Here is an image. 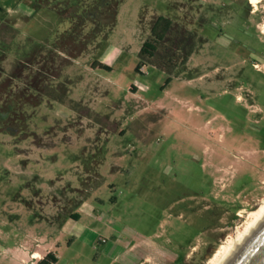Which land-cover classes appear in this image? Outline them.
<instances>
[{
    "label": "rangeland",
    "instance_id": "374dc122",
    "mask_svg": "<svg viewBox=\"0 0 264 264\" xmlns=\"http://www.w3.org/2000/svg\"><path fill=\"white\" fill-rule=\"evenodd\" d=\"M250 5L0 0V264L53 240L57 264H206L244 228L264 200ZM161 15L173 30L140 58Z\"/></svg>",
    "mask_w": 264,
    "mask_h": 264
},
{
    "label": "bare ground",
    "instance_id": "6f19581e",
    "mask_svg": "<svg viewBox=\"0 0 264 264\" xmlns=\"http://www.w3.org/2000/svg\"><path fill=\"white\" fill-rule=\"evenodd\" d=\"M251 2L257 5L261 0H251ZM263 226L264 200L256 209L249 212L244 228L238 231L235 236L230 235L231 237L226 240V243L221 244L206 264H230Z\"/></svg>",
    "mask_w": 264,
    "mask_h": 264
},
{
    "label": "trees",
    "instance_id": "16d2710c",
    "mask_svg": "<svg viewBox=\"0 0 264 264\" xmlns=\"http://www.w3.org/2000/svg\"><path fill=\"white\" fill-rule=\"evenodd\" d=\"M172 28H173L172 19L165 17V16H162V15L159 16L156 19V21L152 27V33L154 34L155 40L154 41L146 40L143 43L141 50L139 52L140 58H143L144 56H148L150 58L154 57L156 55L157 50H158V47H157L158 41L160 42V41L164 40L166 38V36L168 35V33H170L173 30ZM186 38L187 37H185V39ZM177 40H179V39H177ZM190 52L187 53L184 58H188V55H191L193 50H191ZM99 65H100V67H103L105 69L110 70V66H108L106 64L100 63ZM136 70L139 72L141 71V63L140 62L136 66ZM168 72H170V71H168ZM171 80H172V77L169 76L167 78L164 86H167L171 82ZM73 217L79 218L78 214H73ZM57 261H58V258L55 256V254L53 252H49L45 257H43L39 261V264H52V263L57 262Z\"/></svg>",
    "mask_w": 264,
    "mask_h": 264
},
{
    "label": "water",
    "instance_id": "95a60500",
    "mask_svg": "<svg viewBox=\"0 0 264 264\" xmlns=\"http://www.w3.org/2000/svg\"><path fill=\"white\" fill-rule=\"evenodd\" d=\"M230 264H264V226Z\"/></svg>",
    "mask_w": 264,
    "mask_h": 264
},
{
    "label": "crops",
    "instance_id": "0c3cea01",
    "mask_svg": "<svg viewBox=\"0 0 264 264\" xmlns=\"http://www.w3.org/2000/svg\"><path fill=\"white\" fill-rule=\"evenodd\" d=\"M105 58V57H104ZM103 64H107V62H105V60H102V61H99ZM79 216V214H78ZM49 242V240L47 241ZM45 242V243H47ZM38 243H41L40 241H37V244ZM39 245V244H38ZM59 244H54V240L48 244H46V249L44 252H41L39 250H32L30 253H29V256L31 259L33 260H37V261H40L43 257H45L49 252H53L55 254V256L58 258V261L57 262H54L52 264H57L59 261H60V255H59V251L57 250ZM39 264V263H38Z\"/></svg>",
    "mask_w": 264,
    "mask_h": 264
},
{
    "label": "flooded vegetation",
    "instance_id": "af4514ba",
    "mask_svg": "<svg viewBox=\"0 0 264 264\" xmlns=\"http://www.w3.org/2000/svg\"><path fill=\"white\" fill-rule=\"evenodd\" d=\"M245 1H247L248 2V5H249V7H250V11L251 12H254L255 10H253L252 11V9H251V5H250V0H245ZM10 108H13V105L10 103V106H9ZM11 115V111L9 110V111H2L1 113H0V116H2L4 119H7L9 116ZM1 118V117H0ZM8 128L9 129H12L13 128V125H9L8 126Z\"/></svg>",
    "mask_w": 264,
    "mask_h": 264
}]
</instances>
